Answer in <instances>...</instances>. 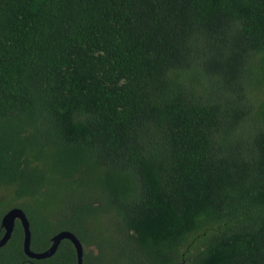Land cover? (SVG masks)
Returning <instances> with one entry per match:
<instances>
[{
    "label": "trees",
    "instance_id": "1",
    "mask_svg": "<svg viewBox=\"0 0 264 264\" xmlns=\"http://www.w3.org/2000/svg\"><path fill=\"white\" fill-rule=\"evenodd\" d=\"M12 206L82 264H264V0H0Z\"/></svg>",
    "mask_w": 264,
    "mask_h": 264
},
{
    "label": "water",
    "instance_id": "2",
    "mask_svg": "<svg viewBox=\"0 0 264 264\" xmlns=\"http://www.w3.org/2000/svg\"><path fill=\"white\" fill-rule=\"evenodd\" d=\"M18 218L22 227V251L29 258H44L51 255L59 241L63 238H67L71 241L74 248L76 264H82V245L77 237L70 231L62 229L54 232L50 236V244L40 251H34L30 248V229L29 222L24 211L18 206H12L2 213L0 216V226L3 228V232L0 236V246L8 239L10 232L13 228L14 219Z\"/></svg>",
    "mask_w": 264,
    "mask_h": 264
},
{
    "label": "flooded vegetation",
    "instance_id": "3",
    "mask_svg": "<svg viewBox=\"0 0 264 264\" xmlns=\"http://www.w3.org/2000/svg\"><path fill=\"white\" fill-rule=\"evenodd\" d=\"M16 222H18V224H19V227H20V231H21V235H20V242H21V251H22V236H23V234H22V227H21V224H20V220L18 219V218H15L14 219V223H16ZM29 222V221H28ZM13 223V224H14ZM12 231V230H11ZM2 232H3V228L0 226V236H1V234H2ZM11 236V232H10V235H9V237ZM8 237V238H9ZM22 253H23V251H22ZM24 254V253H23ZM25 255V254H24ZM24 262L26 263V264H29L30 263V259H29V257H27L26 256V258L24 259Z\"/></svg>",
    "mask_w": 264,
    "mask_h": 264
}]
</instances>
